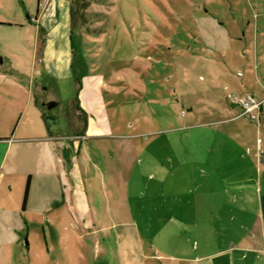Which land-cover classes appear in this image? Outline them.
Segmentation results:
<instances>
[{
	"label": "rangeland",
	"instance_id": "1",
	"mask_svg": "<svg viewBox=\"0 0 264 264\" xmlns=\"http://www.w3.org/2000/svg\"><path fill=\"white\" fill-rule=\"evenodd\" d=\"M74 1L72 48L70 0H0V135L28 122L40 136L45 113L67 145L68 167L108 206L100 154L122 149L73 137L84 123L76 77L79 96L102 79L111 121L140 134L129 168H114L125 175L128 214L86 228L64 212L57 233L26 216L23 255L6 264H264V113L260 124L234 120L240 110L225 99L245 80L243 94L264 95V0ZM14 84H32L37 111Z\"/></svg>",
	"mask_w": 264,
	"mask_h": 264
},
{
	"label": "crops",
	"instance_id": "2",
	"mask_svg": "<svg viewBox=\"0 0 264 264\" xmlns=\"http://www.w3.org/2000/svg\"><path fill=\"white\" fill-rule=\"evenodd\" d=\"M21 79L25 78L22 77ZM13 82L16 84L15 81ZM15 84V88L24 91L28 103H32L34 97L33 108L37 111L38 104L41 103L35 97L36 94H34L32 84L28 91L21 85ZM248 84V80L239 81L237 85H232L231 91L229 87L226 89L228 91L225 95L226 102H231L230 105L227 104L229 107H237L240 110L239 114L232 118L234 120L241 117V109L233 100L235 97L251 95L248 92L243 94L244 90L242 89L245 86L248 87ZM87 90L88 94L82 92L79 96L81 109H76V114L86 116L88 122L87 124L83 123L82 132L75 134L73 137L80 140L81 144L91 141L94 142L95 146L113 144L116 145V150L117 147H120L123 151L119 157H115L114 154L107 156L103 152L100 154L101 159L108 164L105 173H101V176L105 184L107 183L110 186L108 188L109 205H100L97 199L99 194L90 192L89 186H86L89 185V180L85 179L86 176L83 178V173L79 169L76 170V167L72 169L68 167L67 145L61 136L54 134L49 124L45 123L46 132L44 134L35 136V127L29 125L28 122L24 124L21 122L10 137L0 135V264L8 263L12 256L23 255L21 240L28 225L25 221L26 216H29L30 224L32 223L35 226L44 225V229L47 230V227H49L52 233H57L58 228L62 225L64 212H67L74 222L79 220L80 224L86 228L95 227L96 223L106 227L110 222L116 221L119 212L120 214L122 212L128 214L129 206L126 202H129L130 194L129 190L123 187L126 184L125 181L123 182L125 175L115 171L114 168H116L117 163L124 166L122 168H129L133 161V153L140 148L139 145L136 146V143L130 140L138 139L140 134L125 135L123 128L111 121L106 97L103 95L105 92L102 79H99L95 86L88 87ZM98 92H101V96L98 95ZM258 100L263 101L264 95ZM229 109L232 111V108ZM260 121L258 124H260ZM133 136L136 137L133 138ZM90 158L86 157V159ZM92 162L93 165H96V161L92 160ZM257 162L264 166V155H258ZM216 163L214 158H209L208 165L212 170L220 169V166H217ZM71 170L72 180L70 179V182L68 174ZM240 176L242 174L238 172L233 175L236 185H243L244 180L240 182ZM150 177H152L150 181L155 180V175L150 173L148 178ZM28 178H30V189L23 208ZM107 178L110 183L105 181ZM52 179L56 180L53 184L50 183ZM13 180H19V183L22 184V187L19 186L16 193L9 187ZM118 180H122L123 186L121 188ZM69 182L71 185L66 186ZM7 186L8 189H6ZM242 189L243 187L239 189L241 190L240 193L245 194ZM196 191L195 189L194 193ZM138 196V193H136V197ZM260 205L264 210V195L261 196ZM260 227H264V221ZM46 232L44 233L46 234ZM63 237L61 238L63 239ZM21 256L18 255L17 258ZM105 259L109 261L108 258Z\"/></svg>",
	"mask_w": 264,
	"mask_h": 264
},
{
	"label": "built area",
	"instance_id": "3",
	"mask_svg": "<svg viewBox=\"0 0 264 264\" xmlns=\"http://www.w3.org/2000/svg\"><path fill=\"white\" fill-rule=\"evenodd\" d=\"M233 101L240 107L241 116H246L252 121H260L261 114L264 112V100L260 101L256 97L248 95L235 97Z\"/></svg>",
	"mask_w": 264,
	"mask_h": 264
},
{
	"label": "trees",
	"instance_id": "4",
	"mask_svg": "<svg viewBox=\"0 0 264 264\" xmlns=\"http://www.w3.org/2000/svg\"><path fill=\"white\" fill-rule=\"evenodd\" d=\"M71 2V6H70V15H71V31H70V39H71V45L72 48H74V29L73 27L76 26V22H75V16L79 15L78 13V9H75L74 7V0H70ZM89 5L88 4H84V9H87ZM80 19V18H79ZM78 19V20H79ZM72 67L74 68V65H72ZM76 81L78 82V89L76 91V109L80 110V106H79V90L81 89V82L79 80V78L76 77ZM42 118L44 119L45 123L48 125L47 123V118L45 113H42ZM82 120L85 124H87V117L83 115ZM29 189H30V178H28L27 180V184H26V189H25V194H24V202H23V208L25 207L26 201L28 199V195H29Z\"/></svg>",
	"mask_w": 264,
	"mask_h": 264
},
{
	"label": "water",
	"instance_id": "5",
	"mask_svg": "<svg viewBox=\"0 0 264 264\" xmlns=\"http://www.w3.org/2000/svg\"><path fill=\"white\" fill-rule=\"evenodd\" d=\"M3 62L2 58H0V64ZM53 106H56V104H49V108H52Z\"/></svg>",
	"mask_w": 264,
	"mask_h": 264
},
{
	"label": "flooded vegetation",
	"instance_id": "6",
	"mask_svg": "<svg viewBox=\"0 0 264 264\" xmlns=\"http://www.w3.org/2000/svg\"><path fill=\"white\" fill-rule=\"evenodd\" d=\"M43 105H46L45 107H46L47 109H50V108H49V105H48L47 103H43Z\"/></svg>",
	"mask_w": 264,
	"mask_h": 264
}]
</instances>
